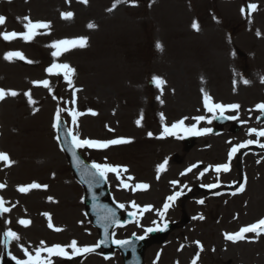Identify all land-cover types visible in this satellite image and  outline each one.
<instances>
[{"label":"rangeland","instance_id":"rangeland-1","mask_svg":"<svg viewBox=\"0 0 264 264\" xmlns=\"http://www.w3.org/2000/svg\"><path fill=\"white\" fill-rule=\"evenodd\" d=\"M243 1L134 0L133 6V0H126L109 12L107 9L114 0H88L87 5L79 0H70L69 3L65 0H16L11 6L0 0V15L6 17L0 32L15 31L12 26L18 20L16 16L24 14L32 21L43 20L40 22L51 24L50 29L40 30L47 34H38L30 42L32 46L25 48L21 39L6 42L11 44L19 41L12 43L16 46L0 45V68H3L0 72L8 71L7 78L4 73H0V88L19 93L14 98L9 96L0 101V153L8 154L14 162L11 166L0 162V184L6 185L0 190V197L6 207L18 204V215L22 219L31 216L34 224L36 222L35 225L41 229L48 225V218L43 213L50 214L54 228L61 229V225H65L64 231L69 235L57 236L59 233L54 234L51 228L45 236L30 238L23 235L18 242L13 241L8 258L9 255L22 258L21 246L29 250L30 242L38 239H45L47 246L66 247L73 240L81 247L94 246L95 234L84 219L82 191L70 175L52 127L57 109L63 108L65 111L61 113V118L67 129H72L81 139L130 140L129 143L112 145L107 149L80 152L90 163L118 166L121 169L119 176L116 173L107 175L110 184L116 187L114 192L118 202L125 206L124 211L135 210L137 218L135 224L118 231L117 239L130 235L141 236L145 234L146 228L161 226L164 216L161 218L157 213L163 210L167 197L179 191L181 195L175 202H169V209L174 214L167 217V221L179 220V225H183V219L178 217L181 210L186 216V223L194 210L197 219L203 211L207 215V220L199 219L198 225L190 227L193 230L197 227L193 234L188 230L183 232L190 236L184 238L189 244L199 241L203 246L202 252L197 247L193 253V258L197 252L200 253L197 264H230L226 261L230 258L236 264H264V233L259 236L247 234V239L236 245L225 242L223 237L224 233H233L242 225L264 218V148L259 147L245 156H234L230 162L228 158L230 149L242 141L252 140L264 144V137L247 133L248 129L264 131V125L257 122L259 113L256 107L264 103V0H245L258 6V10L250 16L241 13ZM211 6L213 13L209 15L207 7ZM67 11L74 13L73 19H61L60 13ZM219 18L221 23L217 21ZM194 21L199 26L198 31L192 28ZM89 23L96 27L89 29ZM226 32L231 35L229 46L228 39L224 38ZM258 32L260 35H257ZM80 37L87 38L84 48H74L58 58L51 55L54 49L48 45L52 42ZM242 40L243 44L240 43ZM158 42L162 45V51L156 48ZM20 47L25 57L35 62L34 66L24 67L28 63L19 60L8 62L7 66L3 64L4 54L19 51ZM54 62L69 64L75 70L72 79H76L79 84L75 90H65V106H54L49 102L54 93L51 85L53 77L48 75L46 67ZM153 77L161 78L166 83L158 88ZM45 79L49 81L48 88L32 83ZM244 80L249 83L245 84ZM239 87L242 88L238 91ZM201 89L207 92L213 103L239 105L238 109L223 112L229 117H236L233 121L239 128L235 133L225 128L218 136L198 139L186 151L181 140L183 128L192 125L199 127V124H202L201 128H209L213 115L220 113L202 109ZM29 90L35 101L32 105L24 95ZM73 93L75 104L72 103ZM72 110L82 113L77 117L76 125L72 124L68 114ZM91 112L97 114L92 115ZM199 116L205 119L197 122L195 117ZM138 119L141 120L139 126L136 124ZM182 119L184 125L175 130L176 135L169 139L158 138L165 126L170 127ZM209 120L211 123H208ZM149 132L152 133L151 137L148 136ZM53 149L68 172L66 185L63 165L55 168L48 162L50 153H54ZM165 161L164 170L157 179V167ZM219 163H229L230 171L214 175L211 167ZM196 164L198 168L194 173L192 166ZM123 168L128 171L124 172ZM189 168H192L191 172L187 171ZM52 173L56 177L50 181ZM128 176L134 179L128 180ZM241 176L245 180V190L232 195L241 184ZM236 180V188H229ZM172 181L178 183L173 185ZM33 182L47 185V189L41 188L46 193L40 191L39 195L31 197L17 191L18 186ZM125 183L128 184L127 188L124 187ZM141 183L148 184L149 188L133 191ZM210 184L219 185L213 189L219 195L208 198L213 193L207 192L212 189L205 186ZM58 188L64 191L58 192ZM157 194L159 199L155 200ZM189 194L193 202L183 200ZM43 197L53 199L40 204ZM201 200L203 204L198 203ZM129 201L139 207H127L126 202ZM192 203L200 211L193 208ZM214 203L215 208L211 212L210 207ZM145 206H151L152 210L141 214ZM65 210L67 219L62 216ZM5 220L11 223L5 224ZM10 227H24L18 221L14 224L11 211L0 216V236ZM180 236H176L177 239ZM174 240H167L170 241L167 244L166 241L150 244L144 254L146 264H149L147 261L150 258L151 264H182L176 254L179 246ZM16 247L19 253L13 252ZM216 247V256L211 255L209 249ZM2 248L3 244H0ZM67 248L71 254V248ZM158 251L162 252L161 259L154 262L153 256ZM94 256L84 254L69 260L71 264H90L92 260L97 264H117L118 261L117 257L106 259L100 254Z\"/></svg>","mask_w":264,"mask_h":264},{"label":"snow or ice","instance_id":"snow-or-ice-1","mask_svg":"<svg viewBox=\"0 0 264 264\" xmlns=\"http://www.w3.org/2000/svg\"><path fill=\"white\" fill-rule=\"evenodd\" d=\"M10 2V0H9ZM66 3H69L70 0H65ZM80 3H83L85 5H87L88 0H79ZM126 0H114V3L112 4V6L110 8L107 9V11L112 12L113 10L116 9L117 5L120 3H125ZM133 6H135L134 0H133ZM258 10V6L254 3H250L248 4L246 7H242L241 8V13L242 15H251V13L255 12ZM61 19L63 20H71L74 17V13L71 11H67V12H61L60 13ZM23 20L26 21L23 25L25 31L21 32V33H17L15 31L13 32H0V39L4 40L5 42H11L15 39H21L22 41H24L25 43L31 42L38 34H47V33H42L40 30H48L51 28V24L50 22H33L30 17H23ZM6 22V17L0 15V26H3ZM249 23H251V20H249ZM87 27L89 29H92L94 27H96L95 24L89 23L87 25ZM192 28L194 30H199V26L197 24V22H193L192 24ZM257 35H260L259 32L257 33ZM87 44V38L86 37H80V38H74V39H63V40H59V41H54L52 42L50 45H48L49 47H51L52 49H54V51L51 53V55L54 58H58L60 55H62L63 53H66L74 48H84ZM156 48L158 50L162 51V45L158 42L156 44ZM3 59L7 62H13V60H19V61H23L25 63L28 64H32L34 63V61L27 59L24 54L20 51H8L4 54ZM74 69L67 63H52L47 69L46 72L48 74H62L64 79L66 80V82L68 83V85H72V79L71 77L74 75ZM153 82L155 83V85L158 88H162V86L166 83L163 79L158 78V77H153ZM262 82H264V80H262ZM34 86H43L44 88H48L49 87V81L47 79L43 80V81H33L32 82ZM244 83L247 84L249 83L247 80H244ZM79 91V90H77ZM202 93H203V104L205 109L208 112H216L219 111L220 113H223L226 109H238L239 105L233 104V105H222L219 103H213L212 102V98L207 94V92H204L203 89H201ZM19 93L15 90H5L0 88V101H4L6 99V97H16ZM24 95L28 98V103L30 105L34 104L35 101L32 99L31 97V92L30 90L25 92ZM55 99V97H53ZM158 100H160V97H157ZM76 99H75V93H73V100L72 103L75 104ZM161 103H163V101H161ZM257 109L264 113V103L259 104L256 106ZM65 109L63 108H58L56 113H55V117H54V122L52 124L53 129L59 131L60 129V124H61V113L64 112ZM69 116L71 117V122L73 125L77 124V117L82 115V113L77 112L75 110L70 111ZM92 115H96L97 113L95 112H91ZM142 118V117H141ZM227 119H236V117H225ZM161 119L163 120V115L161 114ZM187 119V118H184ZM184 119L173 123L170 127L165 126L163 129V133L161 134V137L158 138H164L166 136H174L176 135V131L177 129H181L184 125ZM197 122L203 121L205 119L204 116H199V117H195ZM141 123V120H137L136 124L139 126ZM208 123H211V121L209 120ZM111 130V129H109ZM183 130L186 133H189L191 135H203L206 133H210L212 131L211 128H205V129H201V130H197L196 125H192L191 127H184ZM255 133L258 137H264V131H258L255 129H251L249 134H253ZM66 135L68 137H70L71 139V145H72V156L74 161L76 162V165L79 167L80 166V160L77 156V151L76 150H80V149H107L109 146L112 145H121V144H126L129 143L130 140L126 139V138H117V139H111L108 141H97V140H93L90 138H84L81 139L77 134L74 133V131L72 129H68L66 132ZM148 136L151 137L152 133L149 132ZM56 139L59 141V136L56 137ZM255 143V141L249 140L246 143H242V144H238L233 146L229 153H228V158H229V162L231 161V159L233 158V156L238 153L242 148H245L247 145L253 144ZM261 148H264V144H260L259 145ZM0 162H3L5 164V166H11L14 162L10 160V157L8 156V154L6 153H0ZM167 163V161H165L163 164L159 165L157 167V179H159V173L161 171L164 170L165 164ZM257 163H259V161H257ZM91 169L94 171H89L87 169V167L84 168L82 174L89 177V184H91L92 182H97L99 183L100 180H106L107 178V174L108 173H116L119 176V173L121 171V169L118 166H110L107 164H100V163H96L93 162L91 164ZM192 167H196L195 165H193ZM124 172H127V168H123L122 169ZM230 170L229 167V163H225L222 165H217L215 166V171L217 173L220 172H228ZM188 172L192 171V168L187 169ZM205 171H207V169H205ZM54 175V174H53ZM181 175H184V173H181ZM201 175H203V173H201ZM99 178V179H98ZM128 180H132L134 179L131 176L127 177ZM173 185H176L178 182L176 181H172L171 182ZM6 187L5 184H0V190L4 189ZM47 185H41L39 183L33 182L29 185L26 186H18L17 187V191L21 194H28L31 190L34 189H47ZM124 187L127 188L128 184L125 183ZM205 187L209 188V189H214L219 187L218 184H210V185H206ZM149 185L146 183H141V184H137L135 186V189H133V191H135L136 189H148ZM245 190V184L241 183L239 184L238 188L236 189V191H234L232 193V195H236L237 192H243ZM181 195V192L177 191L174 193V195H170L167 197L166 202L163 204V210L159 211L157 214L163 218L164 214L168 211L169 207H170V203L169 202H175V200ZM217 195H219V193H217ZM50 201L53 199L51 197L48 198ZM198 203L203 204L204 201H198ZM16 205H12V208H14ZM117 208H121L123 209L125 206L123 204H117L116 205ZM131 207L133 208H138L139 206H137L135 204V202H132ZM151 209V206H145L142 210H141V214L143 213V211H149ZM11 211V208L6 207L5 206V201L3 200L2 197H0V216H3V214L9 213ZM43 215H45L48 218V227L53 229L54 231H61V229L59 228H54L52 220H51V216L48 213H43ZM129 216L134 215V213L129 212L128 213ZM115 217V213H112L109 211L108 216L105 217V219H109L112 218L113 222L118 223V221L114 220ZM193 219H197V217H193ZM198 219L203 220L204 217L201 215L198 217ZM11 221L10 220H5V224H10ZM18 223L24 227H29L31 225V221L29 219H19ZM155 223V222H154ZM137 224H139V222L137 221ZM167 228V225L164 226V228H146L145 229V235L144 236H138L137 239L138 240H143L145 239V237L147 236V234L153 232V231H164ZM248 233H256L257 235H259L260 233H264V218L259 219L257 222L252 223L251 225L248 226H243L241 227L237 232L235 233H224V239L226 241H229L231 243H238L241 241H245L247 239L246 234ZM21 239V237L18 235L17 232L8 229L6 231L3 232L2 236H0V244H4L7 245L13 241L18 242ZM44 241H41V245H44ZM100 243H104V241H101ZM112 243L115 244L117 247H124L126 245H129L131 243V241L128 240H119V239H113ZM197 247L200 249V251H203V246L199 241L195 242ZM100 246V244H96L93 247H89V246H78L77 241L73 240L71 241L70 245L66 246V247H70L71 248V254H69L68 251H66V247L65 246H61V245H54L51 247H40L37 248L35 250V255L33 256L26 248H23V246H21V250L24 252V256L26 257V259H18L15 256H12L11 259L15 261V264H51L50 260H46V259H42V252H46L48 254L49 257L51 256H57V257H63V258H69L71 259L72 257L75 256H80V255H84V254H88V253H93L95 251L96 248H98ZM215 249H213L214 251ZM199 255L200 253L197 252L196 256L192 259L191 264H197V260L199 259ZM107 258V257H106Z\"/></svg>","mask_w":264,"mask_h":264},{"label":"bare ground","instance_id":"bare-ground-1","mask_svg":"<svg viewBox=\"0 0 264 264\" xmlns=\"http://www.w3.org/2000/svg\"><path fill=\"white\" fill-rule=\"evenodd\" d=\"M212 8H213V6H211V7H207V12H208L209 15L213 13V12H212ZM214 14H215V13H214ZM201 19H202V18H200V22L202 21ZM234 29H236V27H235ZM244 31H245V33H246V30H244ZM242 33H244V32L242 31ZM221 36H224V35L221 33ZM224 37H225V36H224ZM240 43L243 44V43H244V40H242ZM165 48L168 49L167 45L165 46ZM246 149H247V148H246ZM246 149L242 151L243 154L246 153ZM239 155H240V154H239ZM48 162H51V167H55V168L62 167V162L59 160V157H58L56 154H54V153L51 155V157H50V159H49ZM19 167H20V165H19ZM26 168H27V169H30V166H27ZM62 170H63V172L65 173L64 184L66 185V184H67L68 176H67V174H66V170L64 169V166L62 167ZM56 190H57L58 192H63V191H64V190L61 189V188H58V189H56ZM59 195H61V197L63 196V194H60V193H59ZM31 197H34V194H32ZM33 202H34V201H33ZM66 213H67V211L65 210L64 213H63V215H62L64 218H66ZM66 219H67V218H66ZM21 232L26 233L28 236H31L32 238H33V237H37V236H39V235H45V233H46L44 230L42 231L41 228L37 227V225L30 227V229L27 230V231L22 230ZM62 233H63L62 235H65V236H66V233H65L64 230H62ZM62 235H61V236H62ZM246 247H247V246H246ZM237 253L240 254V252H237ZM89 255H93V254H89ZM230 260H231V258H230ZM230 260H226V261H229L230 264H236V263H233V262L230 261ZM236 261H237V255H236ZM89 262H90V261H89ZM58 263H61V262H58ZM90 264H97V263H96V261L92 260ZM98 264H100V263L98 262Z\"/></svg>","mask_w":264,"mask_h":264}]
</instances>
